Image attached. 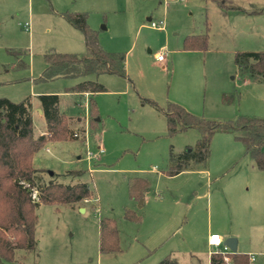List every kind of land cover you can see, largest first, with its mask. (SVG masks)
<instances>
[{"label":"rangeland","instance_id":"374dc122","mask_svg":"<svg viewBox=\"0 0 264 264\" xmlns=\"http://www.w3.org/2000/svg\"><path fill=\"white\" fill-rule=\"evenodd\" d=\"M77 11L87 13L106 51L126 56L133 81L92 77L106 89L93 96L99 122L92 126L90 98L67 93L81 79L40 81L47 53H86L84 36L65 18ZM204 11L203 0H0V99L19 103L31 98L35 106L38 96L55 94L73 130L81 124L76 118L87 119L81 124L84 131L74 132L80 138L48 142L34 165L56 174L59 184L87 183L94 192L89 203L78 206H86L85 212L41 204L36 250H17L16 262L4 264H158L167 256L178 264H209L207 239L217 231L223 240L237 239L238 252L254 257L250 264H264V172L252 171L242 142L233 134L216 133L206 160L192 161L187 170L169 176L171 153L200 154V133L189 129L169 137L164 113L141 100L152 99L162 108L179 104L219 123L264 119V81L240 75L235 64L238 51L264 52V17L252 20L255 31L241 26L246 31L239 40L224 44L218 42L216 14L207 18ZM160 21L165 31L150 26ZM207 21L213 39L208 51H183L179 37L189 29L206 33ZM157 52L168 57L164 64L155 59ZM33 130L36 137L46 132L35 107ZM77 171L82 175H69ZM138 178L150 183L141 199L144 206L129 193ZM34 198L38 202L37 193ZM127 210L140 222L128 221ZM104 218L116 222L117 252H101Z\"/></svg>","mask_w":264,"mask_h":264},{"label":"trees","instance_id":"16d2710c","mask_svg":"<svg viewBox=\"0 0 264 264\" xmlns=\"http://www.w3.org/2000/svg\"><path fill=\"white\" fill-rule=\"evenodd\" d=\"M68 22L84 36L85 54H63L50 52L45 55L46 68L40 78L42 82L58 78L83 79L71 89L78 94H97L105 91L102 84L89 79L103 74L128 78L126 58L121 53L106 51L99 40V33L88 23L87 13H65ZM209 49V33L189 36L184 40L183 50L206 52ZM235 64L242 76L264 81V52H237ZM46 121V133L36 137L33 130V104L27 98L14 103L0 99V264L16 262L17 250L35 251L37 208L41 205L78 207L92 199L93 190L87 183L62 185L55 181L56 174L35 167L34 158L48 142L77 139L69 123L70 119L58 108L59 95L38 96ZM152 106L164 113L167 133L174 137L189 129L200 133L199 155L193 151L184 155L171 153L167 175L175 176L190 168L192 161L206 160L211 140L219 132L230 133L242 142L245 153L251 157L258 171L264 172V119L241 117L238 121L219 123L205 120L188 112L183 106L169 103L166 108L148 100ZM91 126L97 120L98 106L91 96L89 99ZM206 166V164H205ZM83 172H69L80 176ZM51 178L46 181L44 175ZM28 184L29 186H25ZM31 187V191H29ZM150 188L146 179H136L130 185L132 199L140 201ZM37 193V199L34 198ZM81 207V206H80ZM128 221L140 222L133 211L127 210ZM100 248L102 253L119 251V231L115 220L104 218L100 221ZM230 264H250L246 254L228 253ZM158 264H178L174 258L166 257ZM210 264H229L220 253L213 254Z\"/></svg>","mask_w":264,"mask_h":264},{"label":"crops","instance_id":"0c3cea01","mask_svg":"<svg viewBox=\"0 0 264 264\" xmlns=\"http://www.w3.org/2000/svg\"><path fill=\"white\" fill-rule=\"evenodd\" d=\"M203 5H204V8H205V11H204V14L206 15V17L208 18L209 16H211V14H216L215 16L218 18L219 20V23H220V27H221V36H219V40L218 42L220 43H224V44H228V42H237L239 40V36L238 34L243 32V31H246V30H243L241 26H244V27H247V30L250 31V32H253L255 31V24L254 22H252V20L256 21L257 18H263L264 17V0H203ZM69 13V12H68ZM73 13H83V12H80V11H77V12H73ZM66 18V17H65ZM149 21H151V18H148ZM68 21V20H67ZM162 22V21H160ZM165 22V21H164ZM242 24V25H241ZM236 25H239L240 27H235ZM93 27V25H91ZM151 26V25H150ZM166 26V25H165ZM210 22H206V30H208V32H210L212 30V27H210ZM75 28V27H74ZM95 28V27H94ZM30 29V25H29V28L26 29V31H28ZM76 29V28H75ZM165 29V27H164ZM164 29L162 30H159V31H165ZM78 30V29H77ZM190 33H187L185 35H181L179 38H180V42L182 41V44L184 43V40L189 37V36H194V35H200V34H203L204 32L202 33H196L194 31V29H189ZM79 31V30H78ZM264 31V30H263ZM212 38L210 37L209 40H211ZM213 40V39H212ZM211 40V41H212ZM85 43V41H84ZM86 47V46H85ZM183 50V49H182ZM184 51V50H183ZM151 52V51H150ZM187 52V51H185ZM238 52H252V53H256V51H238ZM161 52H157L155 54V59H156V56L158 54H160ZM187 53H195V52H187ZM72 54H78V53H72ZM126 58V56H125ZM167 56H166V61H167ZM157 60V59H156ZM46 68V67H45ZM126 70H127V67H126ZM127 74H128V71H127ZM103 75H108V74H103ZM101 76V75H99ZM99 76H96V77H99ZM110 76H115V75H110ZM93 76H90L89 79L91 80H94L92 78ZM119 77V76H118ZM122 78V77H121ZM129 78V79H128ZM128 78H125L127 80H129L130 84L133 83V81H131L129 75H128ZM60 79V78H58ZM65 79H74V78H65ZM76 79V78H75ZM80 79V78H79ZM255 79V78H254ZM57 80V79H55ZM256 81L258 82H262L258 79H255ZM54 81V80H53ZM83 79H81L80 82H82ZM94 81H97V80H94ZM79 82V83H80ZM98 82V81H97ZM107 82V81H105ZM79 83H76L74 85H72L71 87H69L67 90V93H73L71 92V89L73 87H75L77 84ZM99 83V82H98ZM134 85V84H133ZM135 87V86H134ZM105 88V87H104ZM106 91V89H105ZM104 91V92H105ZM103 93V92H101ZM75 95H79L80 97H84V98H90L91 96H98L100 93H97V94H89V93H85L83 95L81 94H78V93H73ZM43 95H48V94H43ZM51 95H55V94H51ZM141 100H145V102H148V100L146 99H142L141 97ZM150 101H152V99H149ZM154 102V100L152 101ZM156 103V102H155ZM33 104V102H32ZM35 109L39 112V110L41 109V104L39 103V105H35L33 104V109ZM42 110V109H41ZM40 113V112H39ZM41 114V113H40ZM62 114V113H61ZM43 116V114H41ZM65 115V114H64ZM66 116V115H65ZM67 117V116H66ZM69 118V117H68ZM70 119V118H69ZM71 120V119H70ZM79 124H83V122L85 123V125L87 124L86 121L87 119H83L82 118H76L75 119ZM97 122H99V119H97ZM46 122V121H45ZM79 125L80 127L78 128V130H74V132H78V131H84V125ZM46 133V132H45ZM44 133V134H45ZM43 135V134H42ZM80 138V135L79 137ZM252 171L256 170L258 171L255 166H254V162L252 160ZM261 172V171H260ZM176 176V175H175ZM91 201V200H90ZM86 203H89L86 202ZM140 206H144V200H141V203H140ZM94 207V206H93ZM85 209V211L87 210V207L84 206L83 207ZM77 209H81V207H77ZM212 234H220L218 231L217 232H212L209 236H208V239H207V246L208 248L210 249V258H209V264L211 263V257L213 254H216L217 253V249L214 248V247H211L208 243L209 241V237L212 235ZM225 241V240H224ZM237 248H238V245H237ZM33 252V251H32ZM26 253H30V252H27ZM228 253H231V251L229 250ZM236 253H239L238 252V249H237V252ZM240 254H243V253H240ZM250 257L251 260H254V257H252V255H248ZM169 258H173V257H170V256H167Z\"/></svg>","mask_w":264,"mask_h":264},{"label":"built area","instance_id":"2783aa9c","mask_svg":"<svg viewBox=\"0 0 264 264\" xmlns=\"http://www.w3.org/2000/svg\"><path fill=\"white\" fill-rule=\"evenodd\" d=\"M24 27L26 29H28L29 28V24L26 23ZM151 27L153 29L162 30L165 27V22L164 21L159 22V23L152 22L151 23ZM156 59H157V61L159 63L164 64L166 62V55L164 53H160V54H158L156 56ZM74 136L78 138L79 137V134L78 133H75ZM47 151H49V149H47ZM90 155L92 156V154H90ZM208 243H209V245L211 247L216 248L218 250L217 253L222 254L224 256L225 261L230 264V259L228 257L229 249L224 246V240H223V238L219 234H212L209 237Z\"/></svg>","mask_w":264,"mask_h":264},{"label":"water","instance_id":"95a60500","mask_svg":"<svg viewBox=\"0 0 264 264\" xmlns=\"http://www.w3.org/2000/svg\"><path fill=\"white\" fill-rule=\"evenodd\" d=\"M39 112L41 114H43V111L40 109ZM54 173L50 172V176H53ZM29 191H31V189H29ZM141 203V202H140ZM82 212H85L84 208L80 209ZM237 245H238V241L235 238H228L224 241V246L227 247L232 253H236L237 252Z\"/></svg>","mask_w":264,"mask_h":264}]
</instances>
